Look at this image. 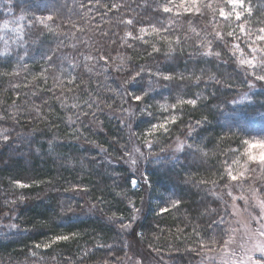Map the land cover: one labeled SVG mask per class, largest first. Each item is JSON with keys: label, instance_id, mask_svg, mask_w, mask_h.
Listing matches in <instances>:
<instances>
[{"label": "trees", "instance_id": "obj_1", "mask_svg": "<svg viewBox=\"0 0 264 264\" xmlns=\"http://www.w3.org/2000/svg\"><path fill=\"white\" fill-rule=\"evenodd\" d=\"M192 1L0 0V264H198L222 238L224 170L264 140V0Z\"/></svg>", "mask_w": 264, "mask_h": 264}, {"label": "rangeland", "instance_id": "obj_2", "mask_svg": "<svg viewBox=\"0 0 264 264\" xmlns=\"http://www.w3.org/2000/svg\"><path fill=\"white\" fill-rule=\"evenodd\" d=\"M257 2L229 0L231 7L225 9V13L230 17L238 13L249 15L252 7L259 4ZM189 6H197L196 0ZM249 23L252 24L250 17ZM11 31L15 33V29ZM261 39L264 42V38ZM241 146L243 151L239 150ZM187 148L183 141H176L173 150L180 155L187 152ZM233 153L234 158H230V167L224 170L226 178L222 183L229 203L227 207L226 202L227 210L222 221H219L224 235L201 247L198 253L200 256H197L198 264H264V140L250 138L235 148ZM142 155L143 152L140 153L136 147L129 160L134 172H137L139 162L146 161L141 160ZM132 185L138 188L139 179L135 177ZM140 245L133 246L124 260L114 264H177L175 260L162 255L151 256Z\"/></svg>", "mask_w": 264, "mask_h": 264}]
</instances>
